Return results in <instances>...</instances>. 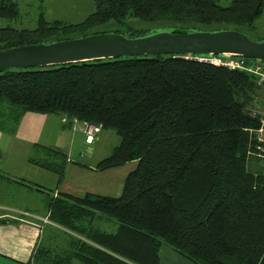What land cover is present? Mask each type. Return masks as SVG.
<instances>
[{"label": "trees", "instance_id": "trees-1", "mask_svg": "<svg viewBox=\"0 0 264 264\" xmlns=\"http://www.w3.org/2000/svg\"><path fill=\"white\" fill-rule=\"evenodd\" d=\"M92 2L78 24L39 15L34 28L0 26V50L87 35L94 25L129 38L222 29L248 35L264 11V0ZM17 13L16 2L0 0L1 18ZM200 57L124 55L0 72V132L13 135L26 112L62 114L119 135L96 170L136 161L118 196L28 182L44 193L48 223L26 264H159L162 244L195 264H264V167H249L252 156L264 160L257 149L264 79ZM244 59L264 70V61ZM33 150L40 153L28 162L60 180L66 151L39 143Z\"/></svg>", "mask_w": 264, "mask_h": 264}, {"label": "crops", "instance_id": "crops-1", "mask_svg": "<svg viewBox=\"0 0 264 264\" xmlns=\"http://www.w3.org/2000/svg\"><path fill=\"white\" fill-rule=\"evenodd\" d=\"M23 116L24 121L20 124V129L13 134L16 141L43 144L40 141V136L43 134L45 124L56 126L58 130L68 128L72 131H77L80 128V132L85 135L83 126L75 124L78 120H70L62 114L26 112ZM99 132L100 130L96 133ZM74 140H76V137ZM74 140L72 144L76 143ZM84 140L83 143L85 144L92 142H88L85 137ZM66 141L60 143L58 139L55 140L54 138L50 143H44L43 145L62 150L68 148L70 152L72 144L67 139ZM91 155V153L87 154V158H90ZM102 158L100 157L97 162ZM69 160L64 175L60 180H58L56 173L33 165L30 162H28L31 165L30 167H32L28 168L30 173L26 170L29 175L21 173L20 177H14V175L5 172V169H1L3 167H1L0 163V264H26L42 236L44 225L48 223V220L47 222L43 221V219L47 218L43 201L44 193L34 188H29L27 186L28 182L31 181L44 189H54L55 192L62 191L78 196L83 195L85 192L108 194L107 190L114 189L115 195L118 196L122 191L123 182L127 175V173H124L123 167L131 163L129 161L118 167L96 170L95 165L97 162L94 165L81 163L84 165L81 166L74 162V159L69 158ZM81 175L87 176V182L84 184L78 181ZM105 175L108 177L109 188L107 185H103V182L107 181ZM33 178H36V181ZM6 187H12L11 189L13 190L11 191L16 192V197L9 190H6ZM25 193L30 195L31 201L25 202L15 199L22 196L27 197ZM158 258L159 264H195L165 244L160 245Z\"/></svg>", "mask_w": 264, "mask_h": 264}, {"label": "water", "instance_id": "water-1", "mask_svg": "<svg viewBox=\"0 0 264 264\" xmlns=\"http://www.w3.org/2000/svg\"><path fill=\"white\" fill-rule=\"evenodd\" d=\"M154 54L234 56L264 61V41L252 40L234 29L191 32L158 31L129 38L101 32L49 43L0 50V72L7 68H31L120 56Z\"/></svg>", "mask_w": 264, "mask_h": 264}, {"label": "rangeland", "instance_id": "rangeland-1", "mask_svg": "<svg viewBox=\"0 0 264 264\" xmlns=\"http://www.w3.org/2000/svg\"><path fill=\"white\" fill-rule=\"evenodd\" d=\"M17 4V16L13 19L6 20L5 18L0 17V26L10 25L16 28H34L36 26V20L39 15H42L47 21L52 22L54 20H61L66 24H78L82 22L86 17L94 10V4L92 0H13ZM231 0H218L222 5H227ZM144 25V23H141ZM111 28L106 27L105 25H94L91 26L87 31V35L93 34L95 32L101 33L104 32H113ZM248 36L257 42L264 41V11L260 18L256 22V29L252 32L247 31ZM70 38H76L84 36L82 31H77L69 33ZM260 96L259 101V110L264 115V98L263 95ZM24 116L21 117L17 130L20 129V124ZM77 126H83L81 121H76ZM60 128H62L60 126ZM84 128V126H83ZM16 130V131H17ZM16 133V132H15ZM264 135V130L263 133ZM15 136V135H14ZM13 135H9L4 132H0V151H1V169L14 175V177H20L21 173L29 175L30 173L28 168L30 163H28V157L31 155H39L40 152L33 150V143L29 144L28 142H20L14 139ZM76 137V140H74ZM85 135L80 132V128L77 131H72L71 129L64 128V130H58L56 126H51L50 124H45L43 127V134L40 136V141L44 143H50L52 139L59 140L60 143L70 141L72 144L73 140L76 141L75 144L70 146L71 151L64 149L69 156V158L74 159V162L77 163H90L94 165L100 157L107 156L111 153L113 147L119 143L120 137L114 129L111 128H101L99 133L93 134V140L91 143H83ZM78 139V140H77ZM82 141V142H81ZM80 142V143H78ZM42 144V145H43ZM65 145V144H62ZM91 153L90 158H87V154ZM264 157V156H261ZM136 165V161H131L125 167H123L124 173L131 171ZM70 166V165H69ZM249 167L253 171H257L264 167V160L257 159L252 156L249 159ZM27 170V171H26ZM17 175V176H15ZM29 177V176H27ZM106 182H103V185H107L109 188V181L107 175ZM36 178H33L35 180ZM36 181V180H35ZM81 183L87 182V176L81 175L78 180ZM29 183H32L31 181ZM56 185V183H55ZM54 185V186H55ZM13 187V185H12ZM11 187V188H12ZM6 187V190H9L14 197H16V192L14 193L13 189ZM56 188V186H55ZM2 190V189H1ZM108 194L116 196L114 189L107 190ZM26 194V193H25ZM27 195V194H26ZM16 200L20 201H29L30 195L27 197L22 196L21 198L17 197ZM14 199V201H15ZM31 201V200H30Z\"/></svg>", "mask_w": 264, "mask_h": 264}, {"label": "built area", "instance_id": "built-area-1", "mask_svg": "<svg viewBox=\"0 0 264 264\" xmlns=\"http://www.w3.org/2000/svg\"><path fill=\"white\" fill-rule=\"evenodd\" d=\"M200 59L204 61H210L215 64H221L229 68H238L242 70H247L249 72L258 74L261 80L264 79V70L262 69V66L257 63L252 65H247V62L244 59V57H234V56L225 55V56L200 57ZM82 124L84 126L85 139L88 142H91L93 140V134L100 130V126L89 123L87 121H82ZM262 133H263V129L260 128L258 130L259 142H264V135ZM257 149H258V155L264 156V145L258 144ZM43 221L47 222V218L43 219Z\"/></svg>", "mask_w": 264, "mask_h": 264}]
</instances>
